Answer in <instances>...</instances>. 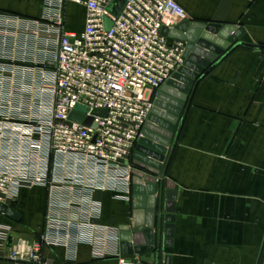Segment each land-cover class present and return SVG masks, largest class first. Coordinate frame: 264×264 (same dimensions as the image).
Here are the masks:
<instances>
[{"label":"crops","instance_id":"1","mask_svg":"<svg viewBox=\"0 0 264 264\" xmlns=\"http://www.w3.org/2000/svg\"><path fill=\"white\" fill-rule=\"evenodd\" d=\"M175 1L188 21L241 28L238 41L252 46L228 52L199 81L182 125L175 127L164 173L177 192L174 232L158 264L164 256L170 264H264V0ZM84 22L85 8L63 0H0V128L5 134L7 129L27 138V125L42 121L51 102L58 39L81 32ZM68 167L51 161L49 185L20 189L7 204L19 212L20 222L0 214V226L27 240L44 232L58 240L43 248L46 264H155V251L97 258L89 242L64 241L56 224L77 213L55 203L58 197L84 194L63 183ZM78 168L67 173L96 186L94 224L116 230L119 237V228L130 222V183L97 186L87 168ZM0 264L12 263L0 259Z\"/></svg>","mask_w":264,"mask_h":264},{"label":"built area","instance_id":"2","mask_svg":"<svg viewBox=\"0 0 264 264\" xmlns=\"http://www.w3.org/2000/svg\"><path fill=\"white\" fill-rule=\"evenodd\" d=\"M63 1L85 8L84 27L58 39L51 68V102L42 121L27 125V138L12 136L7 129L5 134L0 128V207H7L20 189L49 185V164L55 160L70 166L67 171L87 168L97 186L130 183L128 160L156 93L184 62L185 43L162 35L163 29H173L188 19L175 0H126L117 18L107 12L112 0ZM106 18L112 22L109 30ZM77 108L86 111V116L98 109L107 115L92 116L96 125L92 129L68 119ZM67 171L63 183L84 194L70 200L58 197L55 203L77 213L66 223L56 224L64 230V241L89 242L97 258L118 256L117 231L93 222L98 217L91 200L96 186ZM57 241L48 232L33 240L15 237L10 227L0 226V259L12 264H46L42 250Z\"/></svg>","mask_w":264,"mask_h":264},{"label":"water","instance_id":"3","mask_svg":"<svg viewBox=\"0 0 264 264\" xmlns=\"http://www.w3.org/2000/svg\"><path fill=\"white\" fill-rule=\"evenodd\" d=\"M126 0H112L107 7L108 14L117 18ZM109 30L112 22L104 20ZM243 29L234 26H220L204 22L184 20L173 29L162 30V35L185 43L184 62L156 93L153 108L144 125L131 156V215L130 222L119 228L121 255H142L155 251V264L163 248L172 246L175 201L177 192L171 181L164 180L168 164L165 160L176 125H182L191 103L193 92L199 83L230 51L238 46L252 45L238 41ZM77 108L68 119L92 129L96 128L92 116L105 117L106 110L98 109L85 115ZM179 117H181L179 119ZM172 144V145H173ZM0 214L14 222H20L21 215L10 207H0ZM12 237L8 238V245ZM143 264V263H142ZM163 264H170V257L164 256Z\"/></svg>","mask_w":264,"mask_h":264},{"label":"rangeland","instance_id":"4","mask_svg":"<svg viewBox=\"0 0 264 264\" xmlns=\"http://www.w3.org/2000/svg\"><path fill=\"white\" fill-rule=\"evenodd\" d=\"M74 23L76 24V23H77V21L75 20V21H74Z\"/></svg>","mask_w":264,"mask_h":264}]
</instances>
